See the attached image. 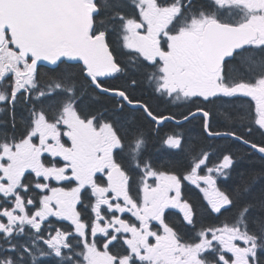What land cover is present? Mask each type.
<instances>
[{
    "label": "snow or ice",
    "instance_id": "1",
    "mask_svg": "<svg viewBox=\"0 0 264 264\" xmlns=\"http://www.w3.org/2000/svg\"><path fill=\"white\" fill-rule=\"evenodd\" d=\"M0 264H264V0H0Z\"/></svg>",
    "mask_w": 264,
    "mask_h": 264
},
{
    "label": "trees",
    "instance_id": "2",
    "mask_svg": "<svg viewBox=\"0 0 264 264\" xmlns=\"http://www.w3.org/2000/svg\"><path fill=\"white\" fill-rule=\"evenodd\" d=\"M192 137L193 138L196 137V133L195 132L192 133ZM252 164H255V166L257 168H259V166H260V162L258 160H255V161L243 160V161H241L240 171H243L244 169L250 167Z\"/></svg>",
    "mask_w": 264,
    "mask_h": 264
}]
</instances>
